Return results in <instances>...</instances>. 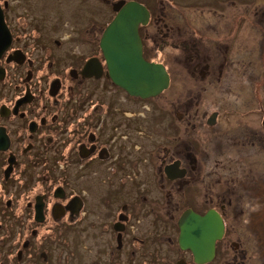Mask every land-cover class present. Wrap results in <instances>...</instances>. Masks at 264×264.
Here are the masks:
<instances>
[{
    "label": "flooded vegetation",
    "instance_id": "obj_1",
    "mask_svg": "<svg viewBox=\"0 0 264 264\" xmlns=\"http://www.w3.org/2000/svg\"><path fill=\"white\" fill-rule=\"evenodd\" d=\"M118 1L146 9L143 57L169 75L154 97L109 74ZM42 7L0 0V264H70L54 251L93 211L109 233L93 264H264V0H64L48 21ZM188 210L223 222L206 261L180 242Z\"/></svg>",
    "mask_w": 264,
    "mask_h": 264
},
{
    "label": "water",
    "instance_id": "obj_2",
    "mask_svg": "<svg viewBox=\"0 0 264 264\" xmlns=\"http://www.w3.org/2000/svg\"><path fill=\"white\" fill-rule=\"evenodd\" d=\"M117 15L105 30L101 48L113 81L132 95L149 98L158 95L169 85L164 66L144 59L138 25L145 22V8L136 2L118 1ZM90 58L83 74L98 75L99 64ZM37 215H42L40 207ZM180 242L195 252L197 262L208 260L214 253L215 241L223 232L221 217L213 212L200 216L188 210L180 219Z\"/></svg>",
    "mask_w": 264,
    "mask_h": 264
},
{
    "label": "rangeland",
    "instance_id": "obj_3",
    "mask_svg": "<svg viewBox=\"0 0 264 264\" xmlns=\"http://www.w3.org/2000/svg\"><path fill=\"white\" fill-rule=\"evenodd\" d=\"M60 1L63 4L64 0H60ZM60 1L59 0H40V4L43 5V7L41 8V14H45L49 16L47 21L51 18L52 13L54 14L55 12L60 10V7L62 5ZM104 10L108 13L110 12V9L107 6L104 7ZM84 14L85 12L81 8H78V7L73 8L71 13L68 14L67 17L64 18V19H67V22L64 23V25L62 26L63 28H59L60 34L65 33L66 31H69L73 26H75V23L79 21L81 17H83ZM88 20L90 23L94 21L90 13L88 14ZM91 31L92 30H90V34H91ZM72 38L75 39L76 36L73 34ZM74 41L75 42H70V45L72 46L77 45L76 40ZM92 52H93L92 49H90L89 53H92ZM121 99H122V102H126L123 99V94H121ZM161 101L162 99L160 97H157L154 99L155 103H161ZM121 106L123 105L121 104ZM139 145L140 143L138 141L134 143L133 150L138 151L137 149H139ZM71 179H72V184L74 188H77V189L81 188L82 183H83V179L81 177L73 173ZM93 182L96 183V186L93 189V193L96 194L97 186H98L97 184H99L100 188H102V185L100 184V181L98 179H94ZM133 182L134 181L132 180V185H133ZM121 187H124V186H121ZM77 208L79 209V206H77ZM78 217L80 218L77 221H75L73 225H75L77 222L78 224L73 226L72 230L67 235V242L64 243L62 241L61 245L58 244L56 250L54 251V254L56 255L59 252L63 254L65 250H71L72 253L68 255L70 264H76L77 262H79V264H93L96 255L99 252H101L102 250L101 247L104 244V240L106 239V237L109 236V233L104 231L103 225L100 224V220L97 217L96 211H93V214H91L85 220V222L83 221L84 217H82V213H80ZM136 225L137 224L135 223L132 224V229L135 231L132 234H135V235L149 234L151 228H149V223L147 221L138 223L137 226ZM16 249L17 248H14L13 254L11 253L10 255L7 256L6 258L7 261L11 262L13 255L14 256L16 255V252H15ZM3 250L4 249L2 248L0 252Z\"/></svg>",
    "mask_w": 264,
    "mask_h": 264
}]
</instances>
